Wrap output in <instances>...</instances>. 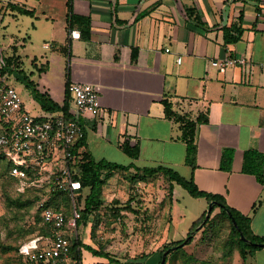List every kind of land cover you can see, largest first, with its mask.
<instances>
[{
    "label": "crops",
    "instance_id": "crops-1",
    "mask_svg": "<svg viewBox=\"0 0 264 264\" xmlns=\"http://www.w3.org/2000/svg\"><path fill=\"white\" fill-rule=\"evenodd\" d=\"M67 1L0 0V12L13 15L10 2L34 9L31 23L42 28L43 45L63 57V85L44 83L43 92L62 104L67 81L95 86L99 112L82 114L72 105L93 157L131 164L126 173L162 166L193 179L248 216L264 237V179L244 170L245 152L254 150L263 156L264 173V0H73V13L91 21L86 39L70 37ZM192 8L199 21L189 16ZM241 12V39L225 44L222 28ZM227 58L246 62L214 64ZM164 100L197 122L191 162L181 123L166 115ZM125 141L139 147L136 158L120 147ZM172 184L179 194L180 185ZM240 258L264 264V247Z\"/></svg>",
    "mask_w": 264,
    "mask_h": 264
},
{
    "label": "rangeland",
    "instance_id": "rangeland-1",
    "mask_svg": "<svg viewBox=\"0 0 264 264\" xmlns=\"http://www.w3.org/2000/svg\"><path fill=\"white\" fill-rule=\"evenodd\" d=\"M1 15L0 61L1 57L12 54L16 45L24 72L29 76L33 73L30 77L40 91L44 83L52 88L62 86L66 64L53 48L43 47L42 28L39 26L35 30L31 16L26 14L13 16L0 12ZM41 63L47 67L46 71L40 69ZM8 81L18 90L28 110L34 116H40L43 110L31 89L15 77H10ZM2 168L0 160V171ZM134 174L118 171L106 177L103 205L82 221L77 231L84 243L114 258L112 264H130L131 259L149 254L147 264H158L160 251L175 249V246L169 247L171 243L187 237L194 221L204 211L207 214L209 203L205 198L191 196L181 186L177 194L174 185L171 187L162 173L145 178H135ZM5 192L18 196L10 180L0 178V264H24L17 251L10 248L18 247L23 241L40 234L41 224L35 215V206L11 209L5 201L6 196H3ZM29 196L25 195V199ZM176 207L182 210L181 217H178ZM209 218V223L195 232L192 241L176 246L180 249L166 255L165 264H242L230 233L229 221L218 215V209L210 212ZM73 233H76L75 229ZM83 259L85 264L108 261L88 250H83Z\"/></svg>",
    "mask_w": 264,
    "mask_h": 264
},
{
    "label": "trees",
    "instance_id": "trees-1",
    "mask_svg": "<svg viewBox=\"0 0 264 264\" xmlns=\"http://www.w3.org/2000/svg\"><path fill=\"white\" fill-rule=\"evenodd\" d=\"M72 2L73 0L67 1V6L69 9V33L75 25H78L80 27L81 37L86 39L90 36V18L88 16L74 14L72 11ZM9 6L13 16H16L17 14H26L29 16L35 15L34 9L26 8L23 5L10 2ZM188 13L189 16L195 14L194 18L197 21H199L201 18L200 14L195 11V8L189 10ZM242 22L243 13L241 12L236 22L229 26H223L222 29L225 44L235 43L241 39L244 31ZM62 49L63 51H66L68 47L64 46ZM18 50L19 47L14 45L12 54L1 57L0 75L6 81H8L10 77H15V79L22 81L27 88L31 89L33 97L40 104L44 112H63L67 119H76L72 111V95L68 89L70 82L67 81L66 83V94L63 103L60 104L56 102L48 92H43L38 89L37 83L30 77L31 74H33L32 72L30 76L24 72V69L20 64L21 57L18 54ZM40 69L43 70L44 67L41 66ZM164 105L166 115L168 117L175 118L181 123L183 137L186 140L188 146L187 160L188 162H191L196 150L194 136L197 122L187 118L184 115L175 113L172 110L169 101L164 100ZM6 126V122L0 116V132L5 130ZM120 147L131 157L136 158L139 155V147L132 146L128 141L121 143ZM75 153L78 156L79 169L74 174V179L80 181L81 187L75 191L74 200L76 202V207L82 212V218L78 220V225H80L82 221H86L91 214L98 211L103 205L104 201L102 198V193L106 177L110 176L117 170L126 171L130 169L132 165H124L113 161H108L106 159H95L92 153L87 149L86 135H84V137L77 142ZM0 160L3 163V168L0 171V178L9 179L18 195L17 197H13L6 192L3 193V196H6L5 201L7 202L8 207L11 209L22 210L24 208H32L35 206V215L41 224L39 226L40 234L38 235H43L44 237H53L54 227L52 224L43 221L41 217L40 204L42 203L44 206L63 212L66 216V219L69 220L73 215V198L71 197L69 191L58 187L55 176L48 178L41 185L30 184L26 185L24 189L21 190L19 188L20 180L11 174V162L7 159L5 148L1 144ZM262 160L263 156L261 154L254 150H248L245 152L244 170L255 174L260 180H263L264 173ZM28 172L29 177L27 180L34 179L36 174L34 169L29 168ZM157 173H162L164 176H166L171 183V187L173 185L172 183L175 182L187 190L191 196L196 198H205L209 204L212 202L213 205L211 207V213L218 209V215L223 220L229 221L230 233L243 259L254 253L256 250L264 247V237L258 236L253 232L251 228V220L248 216H245L234 208L230 207L222 196L201 190L193 179H186L177 172L162 166L136 168L134 177L145 178ZM25 195H30L32 198H29V196L25 199ZM205 216L206 211H204L203 214L191 225L187 234L189 239L186 243H189L193 240L194 235L196 234L195 232L199 230L197 227L199 224H202ZM210 219L211 218H209L206 223L203 224L202 228L209 223ZM233 220H235L237 226L234 224ZM242 235L245 237V239L242 238ZM186 238L173 241L169 247L184 245L183 242L186 240ZM20 245L18 247L12 246L10 249H15L17 251L18 256L23 260L24 264H43L39 261L29 260L28 258L21 255L19 252ZM169 249L170 250L168 251L167 256L180 248ZM83 250H88L93 255L103 256L108 260L107 262H97L98 264H112L115 261L114 258L110 257L108 253L96 250L91 245L84 243L78 235L70 237V253L68 262L70 264H80L83 262ZM164 252L165 250L160 251V259L158 264H161ZM149 256L150 254L133 258L129 261V263L147 264L146 261ZM58 264H66V262L60 261Z\"/></svg>",
    "mask_w": 264,
    "mask_h": 264
},
{
    "label": "built area",
    "instance_id": "built-area-1",
    "mask_svg": "<svg viewBox=\"0 0 264 264\" xmlns=\"http://www.w3.org/2000/svg\"><path fill=\"white\" fill-rule=\"evenodd\" d=\"M80 35L78 29L70 31L72 38H79ZM43 46L50 48L51 44L45 43ZM169 50L166 48V51ZM245 62L241 58H227L214 64L226 67ZM68 89L72 95V105L78 112H99L100 97L94 85L72 82ZM0 116L7 124L6 129L0 132V144L4 146L7 159L11 162V174L20 180L19 188L24 189L30 184L41 185L55 176L58 187L68 190L73 198V215L69 220L63 212L41 203V217L44 222L53 225L54 236H33L21 243L19 252L29 260L43 264H58L60 261L70 264V237L79 235L78 220L82 218V212L74 200L75 191L81 187L80 181L74 179L79 169L75 148L85 135V126L77 119H67L63 112L34 116L25 109L18 90L1 75ZM29 168L36 173L32 180H27ZM74 229L76 233H73ZM80 264L85 263L83 261Z\"/></svg>",
    "mask_w": 264,
    "mask_h": 264
},
{
    "label": "water",
    "instance_id": "water-1",
    "mask_svg": "<svg viewBox=\"0 0 264 264\" xmlns=\"http://www.w3.org/2000/svg\"><path fill=\"white\" fill-rule=\"evenodd\" d=\"M212 205H213V203L211 202V203L209 204L208 212H207L206 217H205V219L203 220L202 224H203L204 222H206V220L209 218V215H210V212H211V207H212ZM233 222H234V224L237 226L235 220H233ZM202 224H200V225L197 227V229H199L200 227H202ZM242 238L245 239V237H244L243 235H242ZM188 239H189V237L186 238V240L183 242V244H185V243L187 242ZM179 246H180V245H179ZM177 247H178V246H177ZM175 248H176V247H175ZM167 253H168V250L164 252V254H163V256H162L161 264H165Z\"/></svg>",
    "mask_w": 264,
    "mask_h": 264
}]
</instances>
